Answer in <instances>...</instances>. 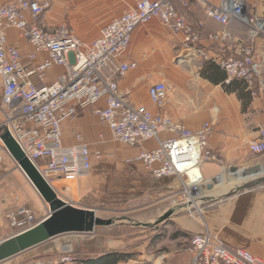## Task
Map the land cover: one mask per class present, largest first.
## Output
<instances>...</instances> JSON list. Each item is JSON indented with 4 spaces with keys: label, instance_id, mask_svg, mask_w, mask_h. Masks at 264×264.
<instances>
[{
    "label": "crops",
    "instance_id": "1",
    "mask_svg": "<svg viewBox=\"0 0 264 264\" xmlns=\"http://www.w3.org/2000/svg\"><path fill=\"white\" fill-rule=\"evenodd\" d=\"M8 1L0 0L1 3ZM49 1L51 8L41 16V26L54 30L68 23L85 43H91L103 27L133 8L135 2ZM204 1L192 0L190 9L180 6L191 23L197 26L203 22L202 38L197 46L204 48L211 57L222 58L236 53L241 45H252L257 94L254 95L241 79L227 84V74L215 60H205L195 47L186 48L183 35L175 34L158 19L135 29L130 49L122 61L139 65L119 82L120 92L132 104H145L154 110L158 107L150 101L148 89L157 81L166 82L170 91L164 113L191 129L216 115L210 137V147L216 158L202 162L187 174L196 180L218 177L216 183L206 185L207 202L203 204V212L189 211L179 204L177 177L157 178L140 162H130L137 167L100 169L93 160L92 171L87 177L59 184L61 197L78 207L89 208L77 205L69 197L82 201L99 195L106 205L113 204L107 216L117 219L116 223L113 221L115 224L98 226L93 233H78L76 245L70 244L75 257L73 264H190L193 257L191 239L206 228L227 245L245 248L264 259V152L252 151L249 146L253 141L264 140L261 131H264V33L252 36L249 27L239 20L224 27L205 14L206 2L218 5L220 0ZM245 1L247 14L264 20V0ZM225 28L233 37L229 42L221 44L208 38L209 33ZM8 36L26 56L33 52L27 42L18 37L16 29H9ZM45 58L46 53H39L34 61L27 58L25 62L35 66ZM64 71L63 67H53L45 83L58 80ZM94 110L95 107L80 109L76 117L65 121V144H75V133H81L90 150L95 152L90 135H99L101 124L104 132L111 135ZM156 145L155 139L144 143L146 148ZM128 147L127 159L140 150V146ZM240 172L244 176L239 178ZM50 241L0 264L35 263L47 256L60 255L66 245Z\"/></svg>",
    "mask_w": 264,
    "mask_h": 264
},
{
    "label": "built area",
    "instance_id": "2",
    "mask_svg": "<svg viewBox=\"0 0 264 264\" xmlns=\"http://www.w3.org/2000/svg\"><path fill=\"white\" fill-rule=\"evenodd\" d=\"M191 2L135 0L133 8L103 27L91 43H85L68 23L64 22L54 30L41 26V16L51 8L49 0L0 2V130L9 132L16 139L60 197L58 187L61 182L87 177L92 171L93 160L103 157L101 151L90 150L81 133H75L77 142L72 145L65 144L63 137L66 120L76 117L80 109L95 107L94 113L110 129L114 140L131 147L140 146L138 154L128 161L142 163L157 178L177 177L180 181L179 204L186 210L203 212V204L207 202L206 185L216 183L218 177L196 180L187 174L202 162L216 158L210 147L216 115L191 129L164 113L170 91L166 82L157 81L148 89L150 101L158 110L145 104H132L119 88L120 79L139 65L138 62L122 61L130 49L135 29L158 19L175 34L183 35L186 48L195 47L205 60H215L225 70L227 84L241 79L254 95L257 94L252 45H241L236 53L222 58L211 57L204 48L197 46L201 42L203 22L194 25L180 10V6L190 9ZM205 14L224 27L239 20L249 27L252 36L264 33V20L247 14L245 0H220L218 5L206 2ZM11 28L16 29L18 37L32 48L33 52L28 56L10 42L8 30ZM208 38L222 44L233 37L225 28L209 33ZM39 53H46L47 58L35 66L26 64L27 58L34 61ZM55 66L63 67L64 74L46 84V76ZM164 134L168 135L165 137ZM152 139L157 145L144 147V143ZM249 146L252 151L264 152V140L253 141ZM8 154L1 135L0 167ZM45 217L38 219L27 205L13 209L8 215L9 225L15 230L11 236L37 226ZM190 248L193 254L190 264H264L263 258L245 248L227 245L208 228L192 237ZM61 252L55 257L47 256L26 264L75 262L70 244Z\"/></svg>",
    "mask_w": 264,
    "mask_h": 264
},
{
    "label": "rangeland",
    "instance_id": "3",
    "mask_svg": "<svg viewBox=\"0 0 264 264\" xmlns=\"http://www.w3.org/2000/svg\"><path fill=\"white\" fill-rule=\"evenodd\" d=\"M1 101L2 95L0 86V104ZM1 118L2 116H0V120ZM101 129L102 132L99 135H90L93 138V143H91L92 149L95 151H101L103 154L101 159H94V165L100 169L137 167L132 165L126 158L128 153L127 148H129L128 145L114 140L112 135L104 132L102 124ZM75 132L76 130H74L73 134ZM5 133V130H0V136ZM0 196V232H2V234H0V241L8 238L15 232V230L9 225L8 221V215L13 209L27 205L34 210L38 219L45 217L48 212H50L49 204L44 200L42 195L37 192L32 182L29 181L24 171L18 166L17 161L13 158L11 153L6 156L4 164L0 167ZM69 199L76 201L79 206L85 205L90 209H94L96 214L104 219L110 218L107 214L110 213L108 211L112 209L113 204L106 205V203L100 199L99 195L82 201L77 200L76 198L74 199L72 196L69 197ZM111 219L115 222L117 218L111 217L110 220ZM114 222L113 224L116 223ZM128 227L133 228L131 225H128ZM78 236V233L64 234L54 237V240H51L49 243L55 242L61 246L63 244L76 245Z\"/></svg>",
    "mask_w": 264,
    "mask_h": 264
},
{
    "label": "water",
    "instance_id": "4",
    "mask_svg": "<svg viewBox=\"0 0 264 264\" xmlns=\"http://www.w3.org/2000/svg\"><path fill=\"white\" fill-rule=\"evenodd\" d=\"M2 138L18 166L49 204L50 212L37 226L0 241V262L11 259L60 235L89 233L95 231L100 225H112V219L98 216L94 209L77 207L61 198L22 151L16 139L9 132L2 135ZM237 175L239 178L244 176L242 172Z\"/></svg>",
    "mask_w": 264,
    "mask_h": 264
},
{
    "label": "bare ground",
    "instance_id": "5",
    "mask_svg": "<svg viewBox=\"0 0 264 264\" xmlns=\"http://www.w3.org/2000/svg\"><path fill=\"white\" fill-rule=\"evenodd\" d=\"M189 177H192L191 175H188ZM58 189H59V187H58Z\"/></svg>",
    "mask_w": 264,
    "mask_h": 264
}]
</instances>
